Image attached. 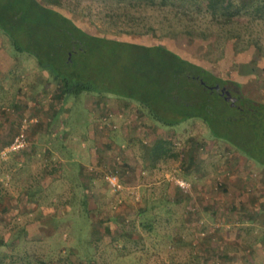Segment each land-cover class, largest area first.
<instances>
[{
	"label": "rangeland",
	"instance_id": "374dc122",
	"mask_svg": "<svg viewBox=\"0 0 264 264\" xmlns=\"http://www.w3.org/2000/svg\"><path fill=\"white\" fill-rule=\"evenodd\" d=\"M230 1L224 25L203 0H60L53 14L32 0H0V264H264L252 201L263 198L264 180L242 162L244 149L223 139L245 146L253 137L264 160L263 106L235 118L218 91L189 81L212 99L218 124L241 122L234 131L218 125L215 138L200 118L164 126L112 100L171 107L141 76H158L164 48L242 96L239 107L264 103V0ZM56 10L103 38H84L85 54L72 49L80 55L68 73L87 78L91 91L66 95L56 78V52L62 58L71 46ZM22 130L26 145L3 155Z\"/></svg>",
	"mask_w": 264,
	"mask_h": 264
},
{
	"label": "trees",
	"instance_id": "16d2710c",
	"mask_svg": "<svg viewBox=\"0 0 264 264\" xmlns=\"http://www.w3.org/2000/svg\"><path fill=\"white\" fill-rule=\"evenodd\" d=\"M34 7L38 11L43 12H49L53 14L52 9L49 8L50 4L57 5L60 3V0H32ZM207 2V7L212 10L213 12V19L217 20L220 24H226L232 22L231 15L232 12H229V9L231 7L232 2L230 0H203ZM40 2L46 3L41 4ZM258 10V9H257ZM56 15L60 17V20H62V30L66 31L67 36L71 39V46L66 50L63 51L62 58L58 57L59 54L56 52V72L52 68V61H46L42 60L37 53H33L34 56H36V60L38 61V64L41 67H49L51 70H53L56 73V78L60 79V81L63 83L64 87V93L66 95H77L82 92L91 91L93 88L91 87L89 81L87 78L81 76V77H73L69 75L68 70H71V68L75 65V63L78 61V54L79 52L74 54V51L72 52V49L74 50H80L81 54L87 53L88 47L86 45V42L84 38H96V39H102L99 36L91 35L84 31L83 29L79 28L73 21H71L68 17L63 15L62 13L58 12L56 10ZM9 20V19H8ZM5 20L4 23L12 24L11 21ZM2 23V22H1ZM6 28V27H4ZM7 32L10 37L12 38V42L17 44L18 38L11 35L10 32ZM4 32V33H5ZM9 37V38H10ZM112 42L117 43L118 40H114ZM18 48H21L20 46ZM147 48V47H145ZM158 51H161L168 54L169 58H166L164 61L165 64H163L162 67H158L156 72L158 76H155V78L150 77L151 75H146L145 73L141 72L142 78H147V80H153L155 81V89L151 91L156 95V98L162 97L163 101H168L169 99L172 101V106L168 107L164 103L159 104L158 99L156 101L150 100H139L140 103L146 105L148 108L149 115L153 118V120L159 122L160 124L164 126H174L180 123L181 121H184L186 119L190 118H200L203 120L210 131L212 130V135L215 138H218V125H222V127L225 129L229 128L232 131H234V128L237 123H241L239 121H235L232 123L228 122H222L221 124H218V115L216 114L213 105H212V99L209 98L206 94L203 96L201 93L198 92L196 85H189V81H194L196 84H198L200 87L205 88L209 92H213L216 90H211L207 87V84L205 82V77H209L214 81V84H221L223 83L221 80H219L216 76L211 74L208 70H205L201 66L194 64L193 62H190L173 51H169L164 48H158ZM70 52V53H69ZM74 54V55H73ZM53 58V56H50ZM60 58V59H57ZM159 72H162L161 74H158ZM203 81V82H201ZM213 84V85H214ZM187 85V86H186ZM224 98V97H223ZM241 102L243 101L242 96H240ZM158 102V103H157ZM239 102V103H241ZM244 104L239 107L238 104L235 105L236 107H230V111L232 113V116L235 118H241L246 113L249 112L248 105L251 106H263L264 103H261V105H258V102L253 101L251 99H246ZM260 104V103H259ZM160 105V106H159ZM228 134V133H227ZM225 135V134H224ZM226 141H228L231 144L236 145L237 147H242L244 150V153H246L251 159L255 160L256 162H259L264 165V160L259 159L257 156L254 155V152L252 151V145L256 144L252 141L253 137H250V140H247V143L250 145H245L244 142L243 145L237 142L234 138L232 139L231 135H225L223 137ZM257 149L259 148L258 145L256 146ZM153 158H160L161 155H163V151L159 149V146L153 147Z\"/></svg>",
	"mask_w": 264,
	"mask_h": 264
},
{
	"label": "crops",
	"instance_id": "0c3cea01",
	"mask_svg": "<svg viewBox=\"0 0 264 264\" xmlns=\"http://www.w3.org/2000/svg\"><path fill=\"white\" fill-rule=\"evenodd\" d=\"M112 100L115 103H122V104H120V106H121L120 107V110H124L125 111L129 106H130V108L131 107H134L135 109H140L142 111H146V109L148 110L147 107L140 106L139 105L140 103L139 104H136V102H134V101H128L127 99H112ZM112 100L109 99V101H112ZM241 157L243 158L242 159L243 160L242 162L251 163L250 166L252 168V174H254V173H256V171H258L260 173V176L262 177V180H264V165L256 162L255 160L251 159L250 157H245L243 155H241ZM263 190H264V186H263ZM262 196H263L262 199L258 196V198L256 199L257 202L255 201L254 198H252V201H253V204L255 206H258V212H260L262 214L261 221L260 222H257V225L260 224V225H262L264 227V191L262 193ZM259 200L263 201V203L261 204V207L259 206Z\"/></svg>",
	"mask_w": 264,
	"mask_h": 264
},
{
	"label": "built area",
	"instance_id": "2783aa9c",
	"mask_svg": "<svg viewBox=\"0 0 264 264\" xmlns=\"http://www.w3.org/2000/svg\"><path fill=\"white\" fill-rule=\"evenodd\" d=\"M26 145V140H25V135L23 133V130L12 139V142L6 147L2 153L3 155L8 152V151H13V150H19L23 148ZM108 181L110 185L113 188L119 187L118 185V179L115 175H111L108 177ZM178 184L180 185L181 188L183 189H188L189 188V183H187L184 180L178 181Z\"/></svg>",
	"mask_w": 264,
	"mask_h": 264
},
{
	"label": "flooded vegetation",
	"instance_id": "af4514ba",
	"mask_svg": "<svg viewBox=\"0 0 264 264\" xmlns=\"http://www.w3.org/2000/svg\"><path fill=\"white\" fill-rule=\"evenodd\" d=\"M201 82H203V81H201ZM214 85H216V84H214ZM218 85H219V89L216 90V91H218L220 95H222V96L224 97V95L221 93V89L224 88V93L227 94L226 92H228V95H229L231 98H234V105H237V103L241 102V99H240V96H239V95L232 96V95H231V92L227 89L226 86H223V85H220V84H218ZM211 86H213V85H211ZM207 87H209V86L207 85ZM209 89H210V88H209ZM229 102H230V101H229ZM230 103H231V102H230Z\"/></svg>",
	"mask_w": 264,
	"mask_h": 264
},
{
	"label": "water",
	"instance_id": "95a60500",
	"mask_svg": "<svg viewBox=\"0 0 264 264\" xmlns=\"http://www.w3.org/2000/svg\"><path fill=\"white\" fill-rule=\"evenodd\" d=\"M208 88H210L211 90H218V89H219V85L216 84V85H213V86H209ZM221 93L224 95V99H225L226 101H230L232 105L234 104V98H231V97L228 95V92H226L227 94H225V93H224V88L221 89Z\"/></svg>",
	"mask_w": 264,
	"mask_h": 264
}]
</instances>
